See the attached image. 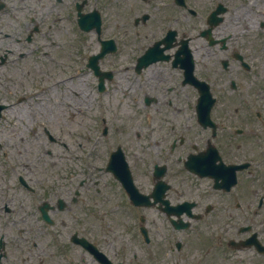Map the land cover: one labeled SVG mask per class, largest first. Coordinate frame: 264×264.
<instances>
[{
    "label": "flooded vegetation",
    "instance_id": "1",
    "mask_svg": "<svg viewBox=\"0 0 264 264\" xmlns=\"http://www.w3.org/2000/svg\"><path fill=\"white\" fill-rule=\"evenodd\" d=\"M250 2L0 0L4 44L13 29L29 50L61 43L55 58H30L10 124L51 126L54 103L67 111L58 124L85 118L74 137L87 151L72 154L92 159L59 169L58 183L40 152L26 151L23 173L0 171V264H264V102L253 58L237 55V31L264 26ZM101 40L113 44L88 64Z\"/></svg>",
    "mask_w": 264,
    "mask_h": 264
},
{
    "label": "rangeland",
    "instance_id": "2",
    "mask_svg": "<svg viewBox=\"0 0 264 264\" xmlns=\"http://www.w3.org/2000/svg\"><path fill=\"white\" fill-rule=\"evenodd\" d=\"M61 32H68V29L64 27L63 29H60ZM254 34V40L251 41L250 39H245L244 44L247 45L246 48H244L245 52L248 54V51L250 53V58H257L256 62L258 67L261 68V65L264 67V31H253ZM248 40V41H247ZM59 47H55V51L58 50ZM21 63L20 65L18 63H13V70L7 72V66L1 65L0 66V80L3 82V84L0 85V99L2 101H8L11 99H14L19 94H24L26 91L25 88L27 87V76L23 72L26 69L30 70L31 72H34L37 70V66H35L29 58ZM45 58V57H40ZM25 82V83H24ZM28 99L24 98L21 103L27 102ZM17 102V101H13ZM51 104L55 106L54 115L49 116L50 112L48 113V105ZM47 104L46 110V118H49L53 124H50L51 126H48L49 131L52 133L53 136L56 137V135H61L62 140L69 144V147L75 148L77 145L76 140L77 139H70L71 135L78 134L85 135L88 134V131L90 128L86 125H84V122L86 123L85 118L81 116L75 115L73 122H65L60 121L59 123H64L63 125L58 124L56 116L61 118L63 115H67V111L63 109L62 107H59L55 105L54 103ZM4 114H6V118L8 116V112L5 111ZM7 121L5 118H3L0 121V152L4 149H7L9 139H11V143H13V150H22L23 147H26V151L30 153H36L40 152L42 156L46 159L48 162V166H50V169L52 171L58 172V174H50V181L49 182H55L58 183L60 181V175H59V169L63 167V163L65 162L62 157L66 155V153H69V151H66L60 144L55 142L54 140H50L46 137V135L41 131L40 127H36V130L30 128V127H16V126H6ZM79 140V139H78ZM80 144V150L85 151L87 149L88 144L85 140H79ZM45 149H48L52 152L51 155L45 154ZM85 156V155H84ZM83 156V157H84ZM19 161H22V158L19 159ZM56 162V163H53Z\"/></svg>",
    "mask_w": 264,
    "mask_h": 264
}]
</instances>
